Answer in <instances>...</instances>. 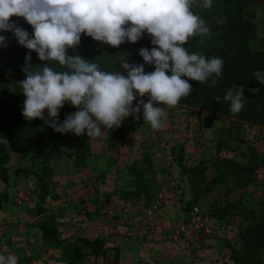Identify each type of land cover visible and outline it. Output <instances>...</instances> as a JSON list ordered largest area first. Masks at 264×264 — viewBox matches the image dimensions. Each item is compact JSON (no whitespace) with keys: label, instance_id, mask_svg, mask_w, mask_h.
<instances>
[{"label":"rangeland","instance_id":"obj_1","mask_svg":"<svg viewBox=\"0 0 264 264\" xmlns=\"http://www.w3.org/2000/svg\"><path fill=\"white\" fill-rule=\"evenodd\" d=\"M202 8L203 0H195L190 10ZM244 15L256 27V49L264 50V0H256ZM12 21L33 35L23 17L12 16ZM0 36L5 38L0 42L3 59L24 50L12 31H0ZM149 41L145 32L136 43L126 40L117 49L123 56L139 54ZM155 106L165 107L161 128L152 129L144 119L135 118L132 125L127 120L112 146L107 145L103 126L105 133L99 138H89L87 130L80 136L71 132L68 138L53 136L44 125L30 130L14 151L19 159L12 161L9 155L6 183L0 177V190L6 185L2 196L9 201L2 204L5 215H0V255L14 254L17 264H57L61 248L67 255L72 252L80 237L68 225L69 232L60 228L48 239L35 231L19 233L22 213L37 212V191L46 187L49 196L41 204L42 212L46 202L59 199L68 204V220L87 217L98 230H116L118 237L157 232L165 243L201 251L198 260L192 259L199 264H264V124L180 105ZM143 155L151 160L144 170ZM25 196L28 201L18 204L17 199ZM195 216L212 224L215 237L197 244L166 239L168 224ZM102 240L106 245L105 236ZM154 241L159 240L143 239ZM95 260L85 258L80 264H97Z\"/></svg>","mask_w":264,"mask_h":264},{"label":"clouds","instance_id":"obj_2","mask_svg":"<svg viewBox=\"0 0 264 264\" xmlns=\"http://www.w3.org/2000/svg\"><path fill=\"white\" fill-rule=\"evenodd\" d=\"M195 0H0V31H12L20 45L38 54L42 62L56 61L65 71H56L46 64L22 71L26 79L19 82L25 96L22 115L26 120L40 119L59 133L86 134L99 138L105 130L119 127L128 116L139 119L152 129L162 126L165 107H175L181 97L192 91L188 80L206 82L219 77L223 60L206 59L200 53L189 54L183 46L190 36L209 34L205 22L190 10ZM212 0H203L210 8ZM12 16L23 17L34 29L28 32L10 22ZM151 37L153 47L140 49L143 64L122 63L125 73L101 71L95 62L80 55H67L66 50L79 45L81 34L113 47L126 40L136 43L144 33ZM5 38L0 36V42ZM145 65L155 70L145 72ZM170 71L171 75L166 72ZM253 76L264 84V72ZM187 77L188 79H182ZM218 83L213 79L211 86ZM259 89H249L256 93ZM244 87L233 85L224 96L230 101V111L238 114L244 107ZM148 95L145 103L142 99ZM140 97L137 104L133 101ZM217 97L216 101L219 102ZM69 102L77 111L59 122V110ZM48 110L49 119L44 110ZM0 143L9 147L8 141ZM14 254L0 255V264H17Z\"/></svg>","mask_w":264,"mask_h":264},{"label":"trees","instance_id":"obj_3","mask_svg":"<svg viewBox=\"0 0 264 264\" xmlns=\"http://www.w3.org/2000/svg\"><path fill=\"white\" fill-rule=\"evenodd\" d=\"M256 0H212L210 8H202L192 11L194 15L200 17L205 26L209 28L210 33L205 35L196 34L190 36L185 45H183L189 54L200 53L206 59L212 57L221 58L223 60V69L219 77L213 74L206 82H197L188 80L192 85V91L187 97H181L177 105L184 106L191 110L207 112L219 117H227L243 121L250 124H264V84H260L253 76L255 71L264 72V50L256 49L257 34L255 25L245 17V10ZM31 37V36H30ZM153 45L148 42L147 48L151 51ZM29 49L16 50L8 55L7 59H3L0 53V135L1 139L8 141L9 147L3 143L0 144V177L6 183L7 164L10 160L11 152L19 150L21 144L26 140L27 133L38 125H44L49 135H64L68 138L69 133H59L44 123L40 119L26 120L23 115V103L25 96L19 82L26 79L22 69L29 65L32 69L42 68L46 64L52 66L56 71H65L58 62H42L38 58L35 51H31V59L26 60ZM67 55H80L89 62H95L99 65L101 71L105 72H121L125 73L122 63L143 64V58L139 54H128L123 56L117 47L95 41L91 37L81 34L79 45L73 46L66 50ZM155 70L154 65H145V72ZM171 75V72H166ZM182 79H188L182 77ZM213 79H217L218 83L211 85ZM243 86L244 91V107L238 114L230 111V101H225L224 96L233 87V85ZM249 89H259L256 93L250 92ZM219 97V102L216 98ZM143 98H149L146 94ZM142 98V99H143ZM141 99L137 97L133 101V106ZM69 102H65L63 108L59 110V122H63L67 115L75 112ZM46 119L48 110H44ZM138 121L143 120V111L137 114ZM134 116H128L117 128L107 130V145H114V138L123 132V126L127 120L134 124ZM151 160L149 156L143 155L141 169L150 168ZM41 174L42 171L40 170ZM38 180L41 182L40 178ZM42 183H40V186ZM36 194V193H35ZM146 198L150 196V190L144 191ZM49 195L46 187H41L37 191V213L42 212L41 204ZM1 209V201H0ZM41 230L43 239L51 238L56 235L57 229L50 225L42 224ZM72 252L68 253V257L74 261H81L90 256L97 258L103 253L104 242L102 239L89 240L87 238H79ZM82 249L84 250L81 253Z\"/></svg>","mask_w":264,"mask_h":264},{"label":"crops","instance_id":"obj_4","mask_svg":"<svg viewBox=\"0 0 264 264\" xmlns=\"http://www.w3.org/2000/svg\"><path fill=\"white\" fill-rule=\"evenodd\" d=\"M10 154L13 156L12 161L17 158L19 159V154L17 152H11ZM5 186L6 185H3V190H0V215H5L2 210V204L4 205V201L6 200V198L2 196V193H5ZM6 201L9 203L8 200ZM67 206L68 204L66 203L60 204L59 199H50V201L45 203L44 210L41 213L33 212L32 210L29 212L24 211L22 213L23 222L20 220V225L22 226H19L21 228L19 229V233L25 236L27 231H35L43 237L40 227L42 224H48L55 227L57 230L63 228L66 231L68 228L67 226L65 227V225H68L73 233H79L80 238H87L89 240H95L97 238L103 239L105 236L107 243L103 246V253H105V258L107 259L106 261H101L100 258H96L95 261L98 262L97 264H183V261L184 263L186 262V264H199V262L192 259L195 257L198 260V255H200L201 251L188 252L180 247L165 243L157 232H150L145 236L141 234V231H138L132 234V236L131 233H128V235H120L118 237L117 232H115L116 230L110 229L109 227V231L113 232H107L105 227H100V230H98L96 222L89 220L87 217L77 215L78 217L76 219H74L76 216H73L72 220H68L69 218H66ZM63 207L65 208L63 209ZM75 210H78V208ZM88 211L92 212L90 208ZM153 238L159 241L151 243L143 242V239L147 240ZM83 252L84 250L82 249L81 253ZM58 253L60 255L57 257V264H80L83 262V260L74 261L70 259V257L66 255L64 248H61Z\"/></svg>","mask_w":264,"mask_h":264},{"label":"built area","instance_id":"obj_5","mask_svg":"<svg viewBox=\"0 0 264 264\" xmlns=\"http://www.w3.org/2000/svg\"><path fill=\"white\" fill-rule=\"evenodd\" d=\"M28 196L20 197L17 199L18 204L25 203L28 201ZM159 215L162 214L159 212ZM212 224L200 216H195L190 221H176L168 224L166 227V239L171 243H191L197 244L199 241H202L206 238L215 237V232ZM107 257V256H106ZM89 259L95 260L96 258L90 256ZM97 258L100 260H105V253L100 254Z\"/></svg>","mask_w":264,"mask_h":264}]
</instances>
